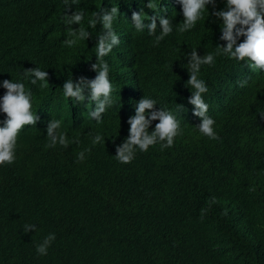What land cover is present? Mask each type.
Returning a JSON list of instances; mask_svg holds the SVG:
<instances>
[{
    "label": "trees",
    "instance_id": "trees-1",
    "mask_svg": "<svg viewBox=\"0 0 264 264\" xmlns=\"http://www.w3.org/2000/svg\"><path fill=\"white\" fill-rule=\"evenodd\" d=\"M148 1L75 0L69 9L65 0H0V97L3 80L22 82L40 117L20 132L15 162L0 166V264H264V195L258 192L264 187V71L225 55L202 67L208 114L219 135L210 140L199 132L201 119L189 103L188 54L226 46L222 21L209 15L183 34L174 27L154 46L155 37L132 21L141 8L155 15ZM154 2L165 4L161 14L174 24L183 21L182 6ZM113 6L120 8L113 28L121 43L104 60L114 103L98 123L90 116L94 102L66 98L63 85L96 77L94 48L104 29L89 28L88 18ZM224 6L217 0L209 12ZM80 8L92 36L69 48L64 15ZM35 67L48 71L49 80L32 84L34 77L24 72ZM144 96L157 101L156 110L174 111L183 132L172 147L156 144L122 164L116 148ZM52 119L63 121L67 148L46 147ZM97 134L104 142L93 145ZM81 151L85 159L78 161ZM25 224L37 228L25 233ZM50 233L56 239L47 255H39L37 245Z\"/></svg>",
    "mask_w": 264,
    "mask_h": 264
},
{
    "label": "clouds",
    "instance_id": "clouds-1",
    "mask_svg": "<svg viewBox=\"0 0 264 264\" xmlns=\"http://www.w3.org/2000/svg\"><path fill=\"white\" fill-rule=\"evenodd\" d=\"M173 8L182 6L183 21L174 24L171 18H165L161 13L167 12L165 4H156L154 0H149L146 7L151 9L155 15L149 16L144 9L133 12L132 21L137 31L147 29L150 36H154V46H158L165 37L169 36L174 27L178 33H185L194 29L197 24L205 20V17L213 15L218 21H222L220 37L227 42L226 46H217L216 51L207 52L200 56L195 48L188 54L189 63L187 68L190 79L187 86L192 89L189 103L194 106L193 114L201 119L197 125L201 134L210 140H218L216 132V121L209 116V104L205 101V94L208 92L206 82L200 78L203 66L213 67L216 57L219 55L228 56L231 59L246 62L252 71H264V0H224L223 9L209 12V5L213 9L217 8V0H166ZM75 0L69 3L65 0V6L71 8ZM103 12V14H101ZM85 9L80 8L71 15L65 14L64 21L68 26L67 39L64 44L71 48L79 42L88 40L92 32L83 26ZM121 15L120 8L113 6L110 10L92 12L88 18V27L96 29L98 24H102L104 31L98 33V42L94 48L97 56V63L92 65V69L97 72L94 79L80 77L76 82L68 79L63 85V95L71 98L76 103H83L86 99L88 105L94 102L95 108L90 111V116L98 123L102 121L103 114L114 103L112 93L114 91L110 80V66L104 60L121 43L120 36L113 28L114 22ZM159 20V25L157 24ZM146 21H150L146 23ZM79 25L73 28L72 25ZM160 29L157 34V29ZM241 38L242 41H241ZM25 76L34 77L32 84L37 81H48V71L41 70L39 67L25 69ZM248 83L247 79L238 81L240 87ZM2 87L6 92L0 97V113L6 115V119L0 121V166L11 165L16 160V152L20 132L26 126H36L40 120L39 115L33 110V94L25 87L22 82L3 80ZM41 88L47 87L46 83H41ZM86 89L89 90L86 95ZM194 90V91H193ZM157 101L153 98L144 96L135 105V115L128 119L129 135L126 140L116 148L115 159L122 164L131 163L137 151L147 152L150 147L160 144L161 150L170 148L174 145L176 137L182 135L183 129L181 122L174 111L165 108L156 110ZM183 106V105H182ZM264 117V110L260 111ZM153 121L154 130L150 131ZM63 121L52 119L47 126L48 148H54L57 144L67 148L70 144L67 133L61 131ZM76 141H71L75 143ZM104 142V137L97 134L92 138L93 145ZM85 151H91L87 149ZM85 151H81L77 159H85ZM258 192L264 195V187H258ZM213 202H215L213 198ZM35 224H25L24 232L35 231ZM56 239L55 233L47 235L42 243L37 245L36 251L39 255H47L48 249Z\"/></svg>",
    "mask_w": 264,
    "mask_h": 264
},
{
    "label": "bare ground",
    "instance_id": "bare-ground-1",
    "mask_svg": "<svg viewBox=\"0 0 264 264\" xmlns=\"http://www.w3.org/2000/svg\"><path fill=\"white\" fill-rule=\"evenodd\" d=\"M180 140V139H179ZM176 141V140H175Z\"/></svg>",
    "mask_w": 264,
    "mask_h": 264
}]
</instances>
